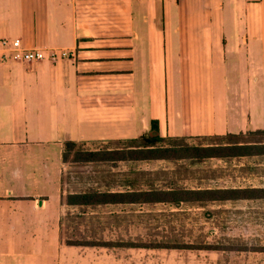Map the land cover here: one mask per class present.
<instances>
[{"label":"crops","instance_id":"1","mask_svg":"<svg viewBox=\"0 0 264 264\" xmlns=\"http://www.w3.org/2000/svg\"><path fill=\"white\" fill-rule=\"evenodd\" d=\"M15 37L44 55L0 60V264H131L61 241L65 141L134 137L151 119L162 136L264 130V0H0V38ZM215 70L237 81L216 93ZM255 249L222 264H264Z\"/></svg>","mask_w":264,"mask_h":264},{"label":"rangeland","instance_id":"2","mask_svg":"<svg viewBox=\"0 0 264 264\" xmlns=\"http://www.w3.org/2000/svg\"><path fill=\"white\" fill-rule=\"evenodd\" d=\"M230 73L228 76L233 75ZM218 74L215 70L216 93L224 84L237 81L219 78ZM215 136L186 137L184 141L193 145L209 141L230 145L239 140L252 145L240 149L242 154L204 157L200 161L186 156L113 163L80 161L76 150L121 145L116 140L74 142L62 166L60 194L63 202L67 193L85 189L128 191L135 198L136 191L141 188H236L240 194L249 197L205 203L125 200L98 205L66 204L61 220V239L92 247L125 249L124 257L131 264H141V260L142 264H222L235 262L241 249L264 248V197H256L264 193V147L259 145L264 143V133L245 131L242 135ZM232 147L221 151H232ZM44 191L48 198H54L58 192L54 185ZM35 236L30 234L28 240L25 239L30 247L38 245ZM10 241L5 239L4 242L0 238V248L10 249L6 244L11 245ZM174 241L205 242L214 247L168 246ZM156 242L158 245L154 246ZM132 248L135 251H131ZM170 248L175 249L169 251Z\"/></svg>","mask_w":264,"mask_h":264},{"label":"trees","instance_id":"3","mask_svg":"<svg viewBox=\"0 0 264 264\" xmlns=\"http://www.w3.org/2000/svg\"><path fill=\"white\" fill-rule=\"evenodd\" d=\"M248 132H263L261 129L247 130ZM227 136L242 135L243 132L237 133H224ZM215 135H200L207 138L216 137ZM199 136V137H200ZM198 137V136H197ZM186 136H162L157 130V121L151 119L147 130L130 138L116 139V143L121 145H115L112 147L105 146L103 148H93L76 150V153L80 155L78 160L94 161V162H117L127 160H150V159H177L181 157H193L196 161L202 160L204 157H226L244 152H239L240 149L246 147L250 148V142H239L234 140L230 145L222 143L221 141H209L206 144H188L184 141ZM259 145L264 147V143L260 142ZM74 146V142L65 141L61 152L62 162H65L66 155L69 150ZM232 147V151L222 152L221 149L226 147ZM253 153V152H252ZM63 172L61 171L60 181L62 179ZM239 189L236 188H168V189H156L145 188L138 189L136 191V197L130 196V192L114 190V191H99V190H78L72 191L65 195L64 203L69 205H98L107 202H120V201H161L178 203L181 201H192L205 203L207 201L225 200L234 198L249 197L246 194H240ZM256 197H264L263 194H259ZM67 244H74L75 242H68L62 239ZM164 243V242H163ZM76 244H80L77 242ZM172 247H196V248H212L214 244L199 243L191 244L190 242H172ZM157 246L158 243L153 244ZM161 246H167V244H161Z\"/></svg>","mask_w":264,"mask_h":264},{"label":"built area","instance_id":"4","mask_svg":"<svg viewBox=\"0 0 264 264\" xmlns=\"http://www.w3.org/2000/svg\"><path fill=\"white\" fill-rule=\"evenodd\" d=\"M62 53H64L62 51ZM44 53L37 47H24L19 38H0V60L10 58L12 60L30 61L43 57ZM54 56V52L52 54Z\"/></svg>","mask_w":264,"mask_h":264}]
</instances>
